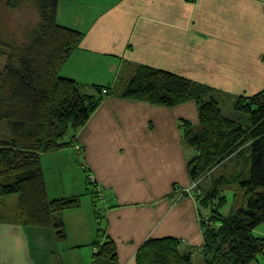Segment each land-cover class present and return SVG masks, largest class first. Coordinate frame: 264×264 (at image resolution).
Returning a JSON list of instances; mask_svg holds the SVG:
<instances>
[{
    "label": "crops",
    "instance_id": "crops-1",
    "mask_svg": "<svg viewBox=\"0 0 264 264\" xmlns=\"http://www.w3.org/2000/svg\"><path fill=\"white\" fill-rule=\"evenodd\" d=\"M56 19L83 32L60 74L84 92L96 94L99 85L108 86L109 93L76 131L74 147L41 154L47 196L58 198L46 163L58 171L73 160L67 151L78 146L103 193L105 232L121 264H136L135 252L147 237L175 236L187 246L201 245L194 200L173 191V183L191 185L190 154L177 119L196 123L194 101L165 106L125 98L121 92L140 65L205 84L229 105L238 95L261 90L264 0H59ZM6 136L5 130L0 138ZM70 182L75 195L82 181ZM86 210L81 203L63 210L65 227L72 221L81 229L90 221L91 208ZM18 212L0 218V264H46L44 252L30 244L29 227ZM83 243L79 239L67 248ZM93 252L95 248L83 260L59 254L60 264H93Z\"/></svg>",
    "mask_w": 264,
    "mask_h": 264
},
{
    "label": "trees",
    "instance_id": "trees-1",
    "mask_svg": "<svg viewBox=\"0 0 264 264\" xmlns=\"http://www.w3.org/2000/svg\"><path fill=\"white\" fill-rule=\"evenodd\" d=\"M24 1L28 0H5V5L18 8ZM29 1L38 22L26 39L17 42L0 34V57L4 59L0 65V120L7 131L0 138V196L17 194L20 222L27 227H49L54 239L62 242L66 232L60 214L79 207L81 196L49 198L40 157L44 152L74 147L76 131L109 93V87L95 85L96 94H90L60 74L83 32L57 22L59 0ZM121 96L165 106L192 100L197 116L196 123L177 119L181 139L193 150L186 161L192 186L184 190L173 183V191L194 200L202 243L187 246L175 236L147 237L135 252V263L193 264L189 249L200 251L204 264H249L263 255L264 237L255 235L254 229L262 225L264 230V88L233 98L231 106L238 115L230 117L222 113L218 93L207 85L140 65ZM228 162L232 171L214 176L210 187L203 186L206 175ZM79 164L89 193L101 197L90 170ZM230 185L239 186L244 204L223 215L219 207L225 196L219 192ZM93 198L92 263L117 264L114 241L105 232L106 207L103 216L97 214ZM178 246L183 247L182 254Z\"/></svg>",
    "mask_w": 264,
    "mask_h": 264
},
{
    "label": "rangeland",
    "instance_id": "rangeland-1",
    "mask_svg": "<svg viewBox=\"0 0 264 264\" xmlns=\"http://www.w3.org/2000/svg\"><path fill=\"white\" fill-rule=\"evenodd\" d=\"M75 7V5L73 6ZM38 22V15L37 11L32 4L31 1H24L18 8H9L5 5V0H0V34L2 37L6 38H12L16 40L17 42H22L26 39L31 32L33 28H35L36 24ZM4 59L0 57V65L3 63ZM220 108L222 109V113L230 116V117H236L238 113L234 112L232 109V106L226 103L225 101L219 103ZM5 122L0 120V134L3 135L5 132ZM0 135V137L2 136ZM68 148V147H67ZM70 149V148H69ZM187 154H192L193 150L191 147H188L186 150ZM68 153L72 154V162L70 160V163L65 164L63 168H60L57 171V167L50 168V165H47L48 168L47 176L50 185H52V190L54 187L56 188L55 195L58 197L62 196H68L70 194V190L72 189V185L70 181H73L74 183L77 182L79 184V181H82V187L78 186L79 192L76 194H79L81 196V207L82 211H84V208H91V217L90 221L86 222L84 226L81 229H78V227H74L72 225V221H66V239L62 242H57L54 239L53 232L51 228H43V227H29L27 228V233L29 235L30 244L31 245H37V250L44 252V258L41 259L46 264H49L51 262L52 264H60V258L59 254L68 255V257H73L72 255L78 256L80 260H83L87 253L90 255L91 251L93 250L92 241L95 238V230H96V219L94 217L93 211H92V195L89 193L90 186L86 184V176L83 172L81 166L84 164L83 155H81L79 152L68 150ZM233 166L231 163H226L225 166H219L218 168L214 169L211 174L206 175V177L201 181L203 186L210 187L212 179L214 176L219 175L222 172H230L232 171ZM194 185V184H193ZM192 185L181 187L184 188V190L191 188ZM238 185H230L222 188V191L219 192L222 193L225 196V203L219 207V211L223 215H230L233 211L237 209V207L242 206L244 204L243 198H242V192L239 190ZM102 192V191H101ZM218 193V194H219ZM103 194V193H102ZM101 194V196H103ZM17 194H12L9 196H0V218L1 219H10L14 218L16 216V213L18 212V206H17ZM57 198V197H55ZM95 209L97 214L104 215V209L107 206L105 200L99 197H95ZM93 198V199H94ZM86 210V211H87ZM98 216V215H96ZM72 220L75 221L74 216L71 215L70 217ZM99 220L100 218L97 217ZM69 220V219H67ZM65 225V224H64ZM93 228V229H92ZM90 229V230H89ZM93 230V231H92ZM254 234L257 236H263L264 237V230L263 226L259 225L254 229ZM84 241L83 245L78 247H71L67 248V246H70L73 244V242L77 240ZM181 247V248H180ZM178 246V253L182 254L184 251L182 250V246ZM191 252V262L193 264H204L203 262V254L196 250V249H189ZM52 256V257H51ZM78 261V260H77ZM78 264H81L78 261ZM117 264H121L120 259H117ZM125 264V263H122ZM249 264H264V254L263 255H257V258L250 262Z\"/></svg>",
    "mask_w": 264,
    "mask_h": 264
},
{
    "label": "built area",
    "instance_id": "built-area-1",
    "mask_svg": "<svg viewBox=\"0 0 264 264\" xmlns=\"http://www.w3.org/2000/svg\"><path fill=\"white\" fill-rule=\"evenodd\" d=\"M76 149H77V150H80V148H79L78 146H76ZM91 177H92L91 179H92L93 181H96V178H95L94 176L91 175Z\"/></svg>",
    "mask_w": 264,
    "mask_h": 264
}]
</instances>
